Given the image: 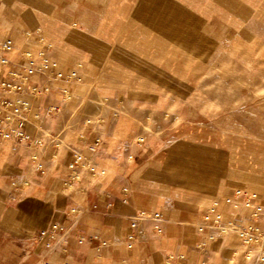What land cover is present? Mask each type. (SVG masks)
Returning <instances> with one entry per match:
<instances>
[{
  "label": "crops",
  "instance_id": "crops-1",
  "mask_svg": "<svg viewBox=\"0 0 264 264\" xmlns=\"http://www.w3.org/2000/svg\"><path fill=\"white\" fill-rule=\"evenodd\" d=\"M1 1L5 0H0V33L11 29L4 28L6 5ZM29 4L33 8L38 6ZM141 7L128 27L122 26L115 41L109 43V47L117 46L110 60L116 73L104 74L103 82L129 84L128 79L139 85L154 83L157 80L154 75L164 73L156 62L169 44L186 61L192 57L205 58L198 20L181 5L168 0H144ZM95 8L100 9L97 4ZM230 8L228 3H222L220 11L219 21L226 36L260 31L256 25L247 27L244 22L235 21ZM13 9L8 14L13 17L16 32L24 30L22 16L41 15L33 9L26 12L20 5ZM30 18L23 20L32 23ZM127 29L129 36L119 38ZM7 39L11 47L2 52L7 62H0V95L26 102L21 116L25 118L24 130L29 139L10 138L0 143V264H264L255 253L248 259L235 236L208 240L200 247L197 225L207 209L191 229L184 226V221L170 217L163 204V185L151 181L158 174L159 157L149 153L134 138L119 137L120 130L114 122L108 123L105 119L97 124L89 122L87 131L68 144L46 145L37 139L39 127L45 122L42 116L58 110L67 93H71L72 85L68 76L63 75V69L50 60L42 68V58L50 47L48 43L41 44L40 52L34 50L33 44H26L34 59L30 65L27 55H23L24 43L19 44L9 34L0 35V43ZM92 42L83 39L82 44L89 51L104 55L107 46H95ZM238 43L236 38L230 47ZM219 65L225 72L233 70L228 59L221 58ZM32 66L34 70L29 74L27 70ZM239 72L237 79H244L243 72ZM159 79L160 87L167 91V79L163 75ZM19 83L21 89L8 86ZM50 107L55 109L49 110ZM216 151L211 157L220 160L226 174L224 161ZM75 156L79 160L71 165ZM221 184L222 181L216 185L215 192ZM244 194L247 193L231 187L215 197L212 204H216L218 211L233 215L232 201L238 199L239 210L245 213L247 210L240 201ZM207 198L202 197L201 202ZM140 212L148 217L140 218ZM155 212L160 213L156 220L151 218ZM132 222L136 223L134 227ZM53 223H59L64 229L48 244L41 232ZM256 224L264 226V214ZM130 234L135 237L128 246Z\"/></svg>",
  "mask_w": 264,
  "mask_h": 264
},
{
  "label": "rangeland",
  "instance_id": "rangeland-1",
  "mask_svg": "<svg viewBox=\"0 0 264 264\" xmlns=\"http://www.w3.org/2000/svg\"><path fill=\"white\" fill-rule=\"evenodd\" d=\"M143 1L5 0L1 1L6 5L4 28L11 29L0 35L9 34L24 43L23 55L30 54L28 43L38 52L43 42L48 43L46 62L62 68L72 85L58 110L42 116L45 122L37 139L46 145L68 144L87 131L89 121L114 122L119 137L134 138L149 153L157 154L158 174L151 181L163 185L168 215L191 229L215 197L231 187L248 195L264 193V14L260 12L264 0H168L198 20L205 58L186 61L169 44L156 62L164 73L155 74L154 83L139 85L128 79L129 84L103 82L104 74L116 73L110 60L117 46L108 45L122 26L128 27L135 12L142 10ZM29 2L38 6L33 8ZM222 3L230 5L235 21L247 27L256 25L260 31L226 36L219 21ZM19 5L26 12L41 13L25 16L33 19L32 23L22 16V32L13 31L15 22L8 14ZM122 32L119 38L125 39L130 30ZM236 38L239 43L230 47ZM83 39L107 46L105 54L89 51ZM221 58L230 61L231 73L220 68ZM239 71L242 80L237 79ZM161 75L167 79V91L160 87ZM215 149L226 174L220 160L211 157ZM202 197L208 198L201 202ZM232 205L241 207L235 200Z\"/></svg>",
  "mask_w": 264,
  "mask_h": 264
},
{
  "label": "built area",
  "instance_id": "built-area-1",
  "mask_svg": "<svg viewBox=\"0 0 264 264\" xmlns=\"http://www.w3.org/2000/svg\"><path fill=\"white\" fill-rule=\"evenodd\" d=\"M10 39H7L0 43V62L6 63L7 59L2 52L8 50L11 47ZM30 65H33L34 59L27 55ZM43 65L42 68L46 66L45 58H42ZM34 70V67H30L27 72L30 74ZM14 89H21L22 85L19 84H8ZM34 92H38V89H33ZM26 102H16L12 98L0 95V143L6 139L16 138L20 141H25L29 139V135L24 130L25 118L21 116L22 111L26 106ZM55 107H50L49 110H54ZM90 122V121H89ZM99 139H96L98 142ZM32 142V141H31ZM33 142H40L39 140H34ZM36 155H33L35 158ZM79 156H75L71 165L77 163ZM240 198V195L237 198ZM238 201V199H237ZM243 206L246 208V212L242 213L236 206L231 207L234 211L233 215H227L216 209V204L213 203L204 212L202 221L197 225V231L200 233V247L208 241H214L218 237L222 236H235L239 239L241 249L245 250L246 257L251 259L253 253L252 250L256 251V257L260 261H264V226H259L256 224V220L264 214V194H244L243 199L240 200ZM140 218L144 219L148 216L144 212H140L138 215ZM160 216L159 212H155L151 218L158 219ZM135 222L131 223V226H135ZM157 227V225L155 226ZM64 227L59 223H53L51 227L45 231L41 232V236L45 235L47 237V243L49 241H54L56 236H58ZM135 235L130 234L128 236L129 243L131 246ZM256 245V246H255ZM254 247V248H252Z\"/></svg>",
  "mask_w": 264,
  "mask_h": 264
}]
</instances>
